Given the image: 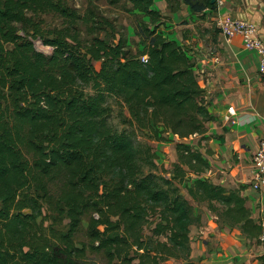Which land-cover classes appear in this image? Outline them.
<instances>
[{
	"label": "trees",
	"instance_id": "trees-1",
	"mask_svg": "<svg viewBox=\"0 0 264 264\" xmlns=\"http://www.w3.org/2000/svg\"><path fill=\"white\" fill-rule=\"evenodd\" d=\"M165 2L172 13L182 4L193 13L216 8L210 0ZM108 4L135 19V50L122 38L81 40L83 19L68 0H0V264L187 261L190 228L200 221L189 200L259 237L244 187L205 177L199 146L213 120L206 92L187 51L159 31L165 19L154 0ZM46 16L61 26L46 30ZM35 39L52 54L37 52ZM109 101L126 109L122 130L109 123ZM142 132L155 142L180 139L168 177L153 172L152 147L134 146ZM192 136L197 149L181 142Z\"/></svg>",
	"mask_w": 264,
	"mask_h": 264
},
{
	"label": "crops",
	"instance_id": "crops-1",
	"mask_svg": "<svg viewBox=\"0 0 264 264\" xmlns=\"http://www.w3.org/2000/svg\"><path fill=\"white\" fill-rule=\"evenodd\" d=\"M215 9L193 13L182 4L172 13L165 0H154L153 10L165 21L159 30L168 40L187 51L195 64L199 86L206 92L207 109L213 120L206 124L207 141L200 151L209 163L205 175L228 189L244 187L251 218L264 220V189H251L253 156L264 138V92L258 74L257 53L243 47L241 37L227 40L214 26L218 16L230 15L253 23L264 41V0H222ZM208 151V154H207ZM198 224L190 228L192 264H262L255 239L241 226L218 222L206 203L189 200Z\"/></svg>",
	"mask_w": 264,
	"mask_h": 264
},
{
	"label": "rangeland",
	"instance_id": "rangeland-1",
	"mask_svg": "<svg viewBox=\"0 0 264 264\" xmlns=\"http://www.w3.org/2000/svg\"><path fill=\"white\" fill-rule=\"evenodd\" d=\"M121 5L122 4L110 6L108 4V0H68V6L77 11L83 19L79 25L81 40L85 38L87 39L89 35L90 37L98 36L99 38L106 40L108 43H116L119 38H122L123 42L128 45L130 44L131 48L135 50V44H137L139 40L134 34L132 25H134L136 21L133 17L129 16L122 10ZM44 20L46 22V30L61 26V21H58L56 17L46 16L44 17ZM33 46L37 52L42 53L45 56H50L52 54L53 49L49 46L43 45L40 39L33 40ZM93 65L97 71L100 69V62H94ZM109 104L112 109L109 123L118 130L124 129L126 126L122 124V118L119 117V115H122L123 118L128 117L126 109H119L115 106V103L113 104L111 101H109ZM148 136L149 134L147 132L136 133L134 146L139 150V152H142L143 148L147 145L152 147L156 156L154 161L155 168L153 169V172L159 176L166 175L168 177L172 171V165L177 163L175 146L180 139H178L177 136L164 135L167 138L166 142H155L152 141V139H149ZM181 142L197 149L200 137L192 136L187 139H183ZM200 148L201 147L199 146V149ZM180 188L186 195L183 185ZM46 215H48V212L44 209L43 216ZM66 224L67 221H64L62 225ZM48 225L49 222L44 221V227H47ZM84 225L86 224L84 223ZM145 234H148V232L146 231ZM79 239L83 240L82 237ZM255 244L257 247L259 246L258 239H255ZM91 258L97 263H101L99 256H91ZM166 264L192 263H190L188 259L187 261L170 260Z\"/></svg>",
	"mask_w": 264,
	"mask_h": 264
},
{
	"label": "built area",
	"instance_id": "built-area-1",
	"mask_svg": "<svg viewBox=\"0 0 264 264\" xmlns=\"http://www.w3.org/2000/svg\"><path fill=\"white\" fill-rule=\"evenodd\" d=\"M215 2L218 7L223 3L222 0H215ZM214 26L227 40L236 36L241 37L244 49L257 53L259 58L258 74L264 92V41L258 36L257 27L251 22L230 15L218 16L214 20ZM142 60L146 62L145 57ZM252 161L253 171L250 187L252 190L259 192L264 189V138L259 141ZM259 227L258 247L261 253H264V220L260 221Z\"/></svg>",
	"mask_w": 264,
	"mask_h": 264
},
{
	"label": "water",
	"instance_id": "water-1",
	"mask_svg": "<svg viewBox=\"0 0 264 264\" xmlns=\"http://www.w3.org/2000/svg\"><path fill=\"white\" fill-rule=\"evenodd\" d=\"M211 4H214L215 3V0H210Z\"/></svg>",
	"mask_w": 264,
	"mask_h": 264
},
{
	"label": "bare ground",
	"instance_id": "bare-ground-1",
	"mask_svg": "<svg viewBox=\"0 0 264 264\" xmlns=\"http://www.w3.org/2000/svg\"><path fill=\"white\" fill-rule=\"evenodd\" d=\"M258 239V238H257Z\"/></svg>",
	"mask_w": 264,
	"mask_h": 264
}]
</instances>
